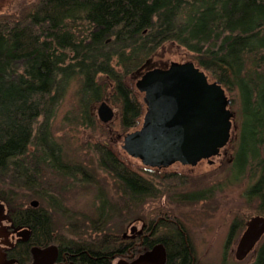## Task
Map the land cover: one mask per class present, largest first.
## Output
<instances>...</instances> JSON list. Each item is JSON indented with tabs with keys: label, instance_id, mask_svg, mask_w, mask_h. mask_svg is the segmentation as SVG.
I'll use <instances>...</instances> for the list:
<instances>
[{
	"label": "trees",
	"instance_id": "16d2710c",
	"mask_svg": "<svg viewBox=\"0 0 264 264\" xmlns=\"http://www.w3.org/2000/svg\"><path fill=\"white\" fill-rule=\"evenodd\" d=\"M165 45L189 53L237 103L240 128L232 167L254 179L246 196L257 199L254 212L264 215V0H34L0 13V199L12 218L31 227L36 241H60L77 264H117L137 247L158 243L165 247L163 264H196L185 226L165 211L159 219L137 214L144 225L129 238L113 222L121 210L141 211L148 198L161 195V186L181 185L177 173L146 170L147 178L107 144L96 143L98 166L113 177L122 206L99 190L97 216L83 217L79 227L80 218L51 196L58 185L53 176L68 169L72 183L89 182L92 172L63 159L51 127L71 84L78 105L74 118L82 126H95L91 105L104 100L111 84L120 127L136 128L145 107L126 78ZM31 198L47 205L34 208L27 203ZM62 212L67 224L59 226L52 215ZM255 254L252 264H264V239Z\"/></svg>",
	"mask_w": 264,
	"mask_h": 264
},
{
	"label": "rangeland",
	"instance_id": "374dc122",
	"mask_svg": "<svg viewBox=\"0 0 264 264\" xmlns=\"http://www.w3.org/2000/svg\"><path fill=\"white\" fill-rule=\"evenodd\" d=\"M30 1L34 0H0V13H13L21 3ZM171 61L187 62L190 61V55L179 47L162 46L151 59L146 61L139 71L131 75L129 80L126 78L127 83H130L134 90L135 96L144 107V94L138 92L135 81L147 69L165 68ZM97 79L102 81L103 77ZM105 80H107V84L110 83L108 79ZM209 81H212V79H209ZM110 87L111 84L106 88L105 96H107L103 100L114 111V118L108 125L102 124L97 117L96 109L100 102L91 105V114L94 117L95 126H82L76 121L74 117L78 114V105L74 84H71L68 88L51 120L55 141L62 148L63 159L70 163H81L92 171L86 175L87 179L90 180L89 182L78 180V182L72 183L68 169L62 172L61 177L59 175L53 176L56 178L53 181L58 182V185L52 188L53 203L62 209L72 211L74 215L79 217V222H77L79 227L83 225V217L90 219L97 216L99 206L97 193H99V190L105 193L110 202L120 206L123 204V201L118 200L117 186L113 177L105 169L98 166L92 145L96 143L107 144L109 149L130 169L136 170L147 178L150 172H154L152 170L147 173L145 166L141 164L139 159L130 157L121 149L123 136L127 132L140 127L145 108L138 126L123 130L119 124L118 107L110 100ZM225 94L232 99L226 90ZM229 109L234 114L230 140L221 149V156L214 159L215 163L212 164L199 162L195 166H182L179 163H174L158 172L161 174H180L181 185L174 184L172 188L169 187L167 190L161 186V195L157 198H148L141 205V211L140 209L136 210L138 213L131 212L125 215L124 210H121L122 214L118 215L119 217H114L113 222L115 221L116 225L123 230L122 236L124 238L137 234L143 228V220L137 214L144 212V217L159 219L165 216L162 212L165 211L166 214L176 217L185 226L193 243L196 264H251L253 254L238 262L234 258V249L240 238L241 229L238 225L240 219H248L257 215L254 208L259 202L254 197H249L251 200H248L246 196L247 188L254 183L252 182L254 179H249L250 176L245 174L237 175V171L233 170L232 167L234 153L238 145L240 118L237 114V103H231ZM71 172L78 174L72 168ZM256 176L254 175L253 178ZM190 194H194V196ZM32 200H37L38 205H45V203L47 205V202L39 198H31L27 203L30 204ZM4 205L8 208L5 202ZM135 216L137 217L135 218ZM52 217L59 226L67 224V215L64 212L52 215ZM126 218H131V221H123ZM132 226L136 227L134 233H130ZM231 230L233 232L229 235ZM226 241L231 242V251H228L229 247L226 252L224 251L225 247L223 245ZM155 248L156 246L151 249L137 247L136 253L130 252L116 260L119 259L120 261L117 262L120 264H134L136 262L154 264Z\"/></svg>",
	"mask_w": 264,
	"mask_h": 264
},
{
	"label": "water",
	"instance_id": "95a60500",
	"mask_svg": "<svg viewBox=\"0 0 264 264\" xmlns=\"http://www.w3.org/2000/svg\"><path fill=\"white\" fill-rule=\"evenodd\" d=\"M135 87L144 94L145 112L140 127L123 136L121 149L139 159L142 165L158 168L180 162L194 166L201 159L217 155L229 141L233 118L229 109L231 99L220 83L209 81L193 62L171 61L165 68L147 69L135 81ZM96 112L102 123L114 118L112 107L105 101L98 104ZM5 210L0 199V221ZM135 231L136 227L132 226L130 233ZM263 233L264 217H252L238 240L235 258L243 259ZM154 252V263L162 264V247L157 245ZM33 253L41 258L39 264L44 263L42 258L50 264L56 247L34 249Z\"/></svg>",
	"mask_w": 264,
	"mask_h": 264
},
{
	"label": "flooded vegetation",
	"instance_id": "af4514ba",
	"mask_svg": "<svg viewBox=\"0 0 264 264\" xmlns=\"http://www.w3.org/2000/svg\"><path fill=\"white\" fill-rule=\"evenodd\" d=\"M109 123L110 122L102 123V124L108 125ZM231 128H232V122H231ZM230 134H231V132H230ZM229 140H230V138H229ZM224 147H222V148H224ZM221 149L219 150L217 155L212 156L208 159H201L199 162H206L207 164L215 163L214 159L219 158L221 156ZM199 162H197V164ZM175 163H179L182 166H191V165L181 164L180 162H175ZM169 166H167V167H169ZM167 167H158L157 168V167L145 166L144 168L147 171H152L154 169H158L160 171H163V169H165ZM190 195H194V194H190ZM33 202L36 204L35 206L31 205ZM29 205L34 207V208L38 207V201L32 200ZM254 216L264 217V215H259V214L254 215ZM254 216H252V217H254ZM252 217L245 219L243 227L240 228L241 229L240 230L241 231L240 236L242 235L243 231L246 228V223ZM24 231H26V233ZM23 232L25 234H23ZM232 232H233V230H231L229 232V235H231ZM263 239H264V233L256 241V243L253 245V247L249 250L247 255L241 260H238L235 258V251H236V247H237V243H238V241H237L235 249H234V258L236 259V261H238V262L243 261L244 259L247 258L248 255L253 254L254 257H253V260L251 262V264H252L254 262V259H255V255H256L255 253L257 252V249H258L261 241H263ZM61 240H63V239H61ZM158 244H161V243H158ZM157 245H154L153 247H155ZM50 246L56 247L55 258L52 261V263H50V264H77V262L74 260L73 254H71V253L69 254V250H68L69 248L67 246H63L60 241H58V242L52 241V242H48V243L36 241L33 238V230L31 229V227L29 225L18 223V221L16 219L12 218L9 215L8 208H6L5 217L3 220L0 221V264H39V260L41 258L39 259L38 256L34 255L33 250L36 249L38 251H44L45 249H47ZM160 246L162 247V250H163V263H164L165 262V247L163 246V244H161ZM223 246L225 247V250H224L225 252H226L228 247H229L228 251H231V249H232L231 242H229V241H226ZM149 249H151V248H149ZM193 251H194V249H193ZM45 260H46L45 258H42L41 262H44L46 264ZM44 263H42V264H44ZM116 263L120 264L119 262H116Z\"/></svg>",
	"mask_w": 264,
	"mask_h": 264
}]
</instances>
